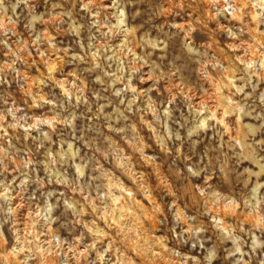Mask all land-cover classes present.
<instances>
[{
	"label": "rangeland",
	"instance_id": "obj_1",
	"mask_svg": "<svg viewBox=\"0 0 264 264\" xmlns=\"http://www.w3.org/2000/svg\"><path fill=\"white\" fill-rule=\"evenodd\" d=\"M0 264H264V0H0Z\"/></svg>",
	"mask_w": 264,
	"mask_h": 264
},
{
	"label": "bare ground",
	"instance_id": "obj_2",
	"mask_svg": "<svg viewBox=\"0 0 264 264\" xmlns=\"http://www.w3.org/2000/svg\"><path fill=\"white\" fill-rule=\"evenodd\" d=\"M243 6V5H242ZM236 7V6H235ZM250 7V6H249ZM238 14H240V13H242L243 11H242V9L240 8V7H238ZM235 11V10H234ZM240 16V15H239ZM128 33V32H127ZM221 119V118H220Z\"/></svg>",
	"mask_w": 264,
	"mask_h": 264
}]
</instances>
